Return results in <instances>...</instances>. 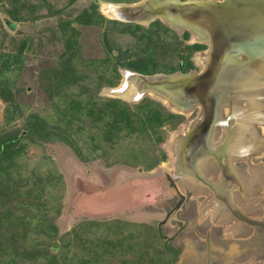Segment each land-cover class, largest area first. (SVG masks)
<instances>
[{
  "label": "rangeland",
  "instance_id": "1",
  "mask_svg": "<svg viewBox=\"0 0 264 264\" xmlns=\"http://www.w3.org/2000/svg\"><path fill=\"white\" fill-rule=\"evenodd\" d=\"M136 1L0 0V89L3 97L9 98L6 101L0 97V136L16 137L13 143L16 152L9 160V167L0 170V184L7 187L0 192V215H3L0 243L6 245L5 250L10 253L6 257L0 254V264H170L173 258L167 250L180 253L174 256L179 262L176 264H201V258L188 260L191 254L187 245L203 246V240L194 235L192 228L201 234L208 230L213 240L211 245L216 248L229 243L223 240L242 223L230 216L219 221L211 200L205 195L195 197L193 194L185 205L186 210L178 213L179 218L188 215L187 224L191 223V228L185 225L183 231H179L181 241L164 238L174 229L168 221L157 231L158 221L178 198L162 174H169L172 179L176 134L188 125V122L181 124L186 118L197 117L195 110L186 114L171 112L146 94L143 98L177 115L176 120H172L174 124H164L155 130L135 129L136 132L113 127L109 139L104 136L106 116L97 122V128L89 126L83 119L86 116L79 113L76 114L79 118L69 123L67 115L65 119H57L60 112L57 110L67 109L71 100L102 102L114 98L121 106L132 108L141 98L124 101L112 96L113 90L109 89L122 87V83H128L124 89L136 87L135 82L125 76L126 70L139 73L138 66L144 65L140 68L145 71L153 67L151 74L162 73L164 66L176 69L182 55L191 63L188 70L199 69L195 63L198 54H195H203L206 48L194 40L188 30L178 32L159 20L168 31L146 34L150 23L139 24L141 29L134 30L132 22L119 20V15H115L114 21L115 17L107 18L101 12L104 2ZM98 16H102L103 21ZM87 21L91 23H85ZM8 22L13 23V29L8 28ZM70 36L75 38L72 54L64 43ZM193 44L201 47L185 48ZM150 50L152 53L148 52ZM13 59L19 61L10 65L8 61ZM63 65L72 70L74 83L53 90L52 73ZM175 71L178 70L163 74ZM118 89L121 92L123 88ZM32 115L45 118L43 136L24 131L26 119L33 120ZM173 132L175 142L172 135L168 138ZM159 134L162 138L156 142ZM262 145L257 150L260 155L255 151L254 156H247L250 167L239 159L232 161L239 177L246 178L247 167L251 170L256 165H261L264 174V143ZM148 164L151 167L146 171L144 165ZM250 179L244 182L247 191ZM181 187L177 184V191L185 192ZM255 194L249 212H253L254 202L264 207V179ZM81 197L83 201L79 200ZM8 206L22 217L21 223L12 228L4 221ZM192 215L197 217L196 223H192ZM261 219L264 221V212ZM209 222L211 229L207 226ZM247 227L252 232L249 246L260 245L262 258L258 259V264H264V232ZM239 243L232 244L238 246ZM32 244L38 252L23 256L22 253L33 250ZM249 251L254 253L255 250ZM212 256L221 254L212 251Z\"/></svg>",
  "mask_w": 264,
  "mask_h": 264
},
{
  "label": "water",
  "instance_id": "2",
  "mask_svg": "<svg viewBox=\"0 0 264 264\" xmlns=\"http://www.w3.org/2000/svg\"><path fill=\"white\" fill-rule=\"evenodd\" d=\"M107 3L110 2L105 4ZM108 6L122 10L119 20L145 25L158 19L178 32L188 30L194 40L206 46L205 51H202L204 61L197 71L140 74L126 70L128 74L125 76H129L128 80H133L135 84L137 80L146 82L148 92L160 97L179 112L186 114L196 110L197 117L186 118L181 123L188 122L184 130L180 131L185 133L184 138L174 145V149H181V165H184V169L192 171L196 176V169L198 172L202 169L205 175H209L216 173L218 168L220 176L222 174L229 179L235 178L231 165L234 159H238V154L230 155L232 131L228 133L229 128L226 127L232 122L231 101L237 98L250 79L260 80L255 84L258 102L254 104L259 103L256 110L263 107L264 0H137L132 3H110ZM7 25L9 29L14 28L12 22ZM127 84L122 83V88ZM141 94H137L139 96L135 99L140 98ZM248 101L250 103L247 104L250 105L252 101ZM243 106L240 103L236 109ZM251 123L250 127L253 125V122ZM231 127L236 130L235 125ZM256 148L253 152H244L243 161L247 165H250L247 156L253 155L260 145ZM225 166L226 171L223 169ZM248 171L244 181L254 176L251 170ZM257 171L261 173V170ZM191 174L182 175L189 181ZM179 176L183 178L181 173ZM203 180L204 178H201L200 183L207 186ZM169 182L176 191L178 200L158 222V227L168 221L180 230L185 221L178 217V213L187 203L189 194L179 193L174 182ZM171 215L174 218H170ZM232 215L247 226L259 228L264 232V221L261 219L248 217L238 210L233 211ZM205 240V264H208L211 249L208 235ZM171 264H174L173 261Z\"/></svg>",
  "mask_w": 264,
  "mask_h": 264
},
{
  "label": "trees",
  "instance_id": "3",
  "mask_svg": "<svg viewBox=\"0 0 264 264\" xmlns=\"http://www.w3.org/2000/svg\"><path fill=\"white\" fill-rule=\"evenodd\" d=\"M124 1H129V0H124ZM98 18L100 19V21H103L104 19L102 16H98ZM85 23L90 24L91 22L87 21ZM128 24H131V23H128ZM133 24H134L133 25L134 30L141 29V26L139 24H136V23H133ZM157 30L168 31V28L165 27L158 19H156L150 22L149 26L146 28V34H148L149 32L153 33L154 31H157ZM72 38L70 36L69 38L70 40H65L64 42L66 50L70 54L74 52L72 46H73V42L75 41V38L74 37ZM199 47H201V45H197V44L185 46V48H195V49L196 48L198 49ZM148 52L152 53V50ZM17 55H20L19 52L17 53ZM180 59H182V61L177 62L176 69H174V67H171V66H164L162 73H166L168 71H174V70H178L180 72L188 71V69L191 67V63L188 60V57L186 55H182ZM15 61L18 62L19 59H13L12 61L10 60L8 61V63L11 65V64H14ZM146 65H147V62H146ZM140 67H144V65L138 66L139 73H141L142 71L143 72L142 74H151V71L153 70V67H151L149 70H147L146 68V71ZM51 71L49 72L50 74H51ZM112 71H114V69H112ZM41 72H43V70ZM71 72L72 70L66 67V65H63V67L58 71L55 70L52 73L53 78L55 80V83L53 84V90H55L56 88L57 89L60 88L63 84L65 85L73 84L75 77L72 75ZM7 85L8 83L6 82L4 87H6ZM7 88L8 87H6L5 89ZM63 93L64 92H62V94ZM2 94H3L2 89H0V97L2 96V98H4L6 101L9 100L7 96L3 97ZM57 94H60V92H58ZM68 105L69 107L67 109L64 107V108L57 110V111H60V112H57L58 113L57 119H60V120L65 119L67 115L68 119L66 120V122L69 123L73 120V118L75 117L79 118L76 116V114L79 113L80 116L85 115L86 117H89V119H87L86 117L83 118L86 122H88L89 126H94L95 128H97L96 126L97 122L102 120V118L106 116V120L103 122V125L105 129L107 130L104 136H106L108 139L111 138V136L113 135V129H114L113 127H118L120 129L126 128L129 130V132L131 131L136 132L138 130H144L145 127L148 128L149 130H155L156 128L161 127L164 124L173 123L172 120L173 119L176 120L177 118V115L164 110L157 103L151 100H148L146 98L141 99L138 103L134 104L132 108L130 109L125 108V106L124 107L121 106V102H119L118 100L114 98H107L102 102H98L97 100H90V101H84V102H78L75 100H71ZM32 118L33 120L26 119L27 127H26V130L24 131L28 134H32L36 136H43L42 134L44 133L43 131H44V126H45L43 121L45 118H39L36 116ZM36 127H38L39 129H37ZM135 129H138V130H135ZM0 137H1L0 138V153H2L3 155L0 158V170H1V169H5L9 167V160L11 159L12 154L16 152L14 150V145H13L16 137L7 136V135L0 136ZM90 137L92 138L93 136H90ZM161 138L162 136L159 134L156 137V142H159ZM150 167H151V164L144 165L145 169H148ZM6 188L7 187L4 183L0 184V192H2ZM97 193H99V191H97ZM2 217L3 215H0V219ZM4 217H5V220H4L5 224L8 228H12L16 226L18 223H21L22 221V217H20L18 214L13 212L9 206L6 208V213H4ZM51 228L54 229V226H51ZM73 230L78 231L77 228H74ZM10 238L11 236H9L7 239L9 240ZM1 239H0V242H1ZM5 247L6 245H3L2 243H0V248H2V251L0 252V254L5 255L6 257V256H9L10 253L7 250H5ZM32 247H33V250L31 252L26 251L25 253H22V255L32 256L31 254L33 255L36 254L38 252V250L36 249L37 248L36 245L32 244ZM52 264H56V263L53 262Z\"/></svg>",
  "mask_w": 264,
  "mask_h": 264
},
{
  "label": "flooded vegetation",
  "instance_id": "4",
  "mask_svg": "<svg viewBox=\"0 0 264 264\" xmlns=\"http://www.w3.org/2000/svg\"><path fill=\"white\" fill-rule=\"evenodd\" d=\"M125 23H131V22H125ZM204 47L206 48V46H204ZM127 78L130 79V77H128V76H127ZM136 88H137L136 90H140L139 92L142 93L141 97H140L141 99L144 96H146V89H147L146 88V82H142L141 80H137L136 81ZM195 113H196V110H195ZM184 134L185 133H182V132L179 131L176 134L177 138H176V135H172L171 136V137H173L172 141H174V139L176 138L175 141H176V143H178L180 140H182L184 138L183 137ZM176 143L174 145H176ZM172 150H173V157L172 158H174V162H175L173 164V168H172V174H173L172 178L174 180L176 179L175 181H177V183L175 184L176 188H177V184L181 185L182 187H184V188H182V187L181 188L184 189L183 191H185V192H187L189 194V198L193 194H195V197L196 196H204L205 195V196H207V198H209L211 200L210 201L211 205L214 204L215 207H219L220 204H221V207H223V209H224V211L226 213L218 211V209L214 208L216 210V214L215 215L218 216V214H219V221H223L225 218L228 219L229 218L228 216H230L231 218H234L233 215H232V212L236 211V210H238L242 214H244V215H246L248 217H251V218H255V219H261L262 218L263 212H264V207H263V205L258 204L257 202L256 203L254 202V205H256V206H254L253 212L252 211L249 212V209L253 207V204L250 203V202H251V200L253 201V198L256 196L255 192L258 191L257 187L255 186L256 187L255 189L250 188L249 191H248L249 196H248V198H245L246 195H247L246 194L247 193V189H245V186H244V182L245 181H243V180H245V178L242 177V176L241 177L238 176L239 172L237 171L238 172V174H237L236 169L234 168L233 164L231 165V167L233 168V172H234L235 178H230L229 179L228 177H225L222 174L220 176L219 173H218L219 172L218 168H216V171L218 170L216 173H214V174L210 173L209 175H205L204 172L202 171V169H200L199 172L196 169V173H195L196 176H195L192 173V171L184 169L183 168L184 165H181V149L180 148H176V149L173 148ZM166 155H167V153H166ZM238 159L243 161V158L240 157V156L238 157ZM223 169L226 171L227 170L226 166ZM248 170L249 169L247 167L246 171L249 174ZM179 172L181 173V176H183V175H189L190 176V174L192 173L191 174V177H192L191 181H189V182L186 181L184 176H183V178L182 177L180 178V176H179L180 173ZM162 175L166 179L165 174L163 173ZM201 178H204L203 181L207 183L206 184L207 186H203V184L200 183ZM227 179H229V180H227ZM247 179H249V178H247ZM238 180H240V181H238ZM180 181L183 182V183H181ZM168 183H170V182L168 181ZM208 192H209V194H208ZM235 194H237V197H235ZM177 200H178V198H177ZM185 205L187 206V204H184V208L182 209V211L186 210L185 209ZM255 207H258L259 210H256ZM187 217H189V216L187 215ZM187 217L186 216H182L180 218L181 220L185 221V223L183 225V228L180 229V230H177L176 227L174 226V229L172 230V232L170 234H166L167 239H170L171 241H173V240L178 238L177 240L181 241V239L179 238L181 236V234H178L179 231H181V230L183 231L185 225L189 226L191 228V223L187 224V222H188ZM190 217H191V220H193L192 223H196L197 217L194 216V215H192ZM236 222H238V221H236ZM226 224H228V223H226ZM210 225H211V222H209L207 226L210 227ZM213 226H215V225H213ZM210 229H211V227H210ZM192 230L194 232V235L197 238H200L201 240H203V246H202V248H199V247L197 248L198 245H194L193 243H190L191 246L187 245V246H190V248H192V251L194 253H196V258H191L190 257V258H188V260H190V262H191L192 259L201 258L202 259L201 260V264H205V260H206V254H205V245H206L205 241L206 240H205V236L208 235V232H207L208 230L207 231L205 230L203 234H201L200 231H197V230H195L193 228H192ZM251 233H250V229H247V224L240 223L239 227H237L235 229V231H233L231 233L232 236L229 235L227 240H223V241H230V242L227 243L226 245L225 244L224 245H218L216 248H215V246L212 247L211 242H213V240L212 239L210 240V236L208 235V239L210 241V246H211L210 259H209V263L208 264H241V263H243V261H245L248 258L253 259V261L255 263L259 262L260 260H258V259L262 258L261 257L262 251H261L260 245L257 244V243L253 247L249 246V244H251V240H250V237H249V236H251ZM219 234H220V232L215 234L216 237H218ZM236 240H238V241H236ZM234 241L237 242V243L240 242L239 245L238 246L236 244L233 245L232 243ZM224 243H226V242H224ZM247 247H249L248 250H247ZM236 250H237V253L235 254ZM249 250H255V251H254V253H252ZM167 251L171 252V256L173 258V259H171L170 264H171L172 261H173L174 264H176L177 260L174 259V256L175 257L179 256L180 253L176 254L175 251H169V250H167ZM212 251L214 253L216 251L217 253L221 254V256L213 257L212 256ZM229 253H230V255H229ZM229 256H232L230 258L231 262H229V260H230V259H228ZM252 257H254L256 259H254ZM233 259H236V260L234 261ZM215 260H217V262H215ZM177 263H179V262H177Z\"/></svg>",
  "mask_w": 264,
  "mask_h": 264
},
{
  "label": "bare ground",
  "instance_id": "5",
  "mask_svg": "<svg viewBox=\"0 0 264 264\" xmlns=\"http://www.w3.org/2000/svg\"><path fill=\"white\" fill-rule=\"evenodd\" d=\"M110 3H107V4L110 5ZM107 4H105V2L101 3L102 14L104 16H106L107 18H111V19L113 17H115V15H119V17H120V14H122V10H120V8H118V9H115L114 7L111 8ZM114 4H117V3H114ZM114 19H116V17ZM192 38H194V36H192ZM195 55H197L195 58V60H196L195 63L198 66H201L205 57L203 56V54H200V53H196ZM257 79H254V80L250 79L246 83V86H244L243 89L240 90L239 94L237 95V98H234L235 100H232L231 104H230L231 109L233 108L232 109L233 111L231 110L232 111L231 112L232 122H230V124L226 127V129L229 128V131L227 130L228 133L232 131V139L230 141L231 142L230 148H231V152L234 151V155L238 154V157L241 156L242 158H243L244 152H248V151L253 152V150L257 149L256 148L257 145H260V147H261L262 143H264V102L262 104L263 107L261 105H259L261 107L258 106L259 108H257V110L255 108H256L257 104H259V103L254 104V103L258 102V100H257L258 96L255 95L256 91H257L255 84L260 82V80H257ZM118 88H116L117 90L115 89V87H111L109 89L113 90L111 93L112 96L118 97L124 101H132L135 99L136 96H139L137 94L140 93L138 90H136L137 88L135 86H128L126 89H124V87H123L124 90L122 89L121 92H120V89H118ZM120 88H122V87H120ZM146 94L149 97H151V99H154L157 102L159 101L160 104L162 103L163 106L166 107L168 110L179 112V111L175 110L174 108H172L170 105H168L165 101L161 100L160 97L155 96L154 94H151L147 90H146ZM248 100L252 101V103L250 105L247 104V103H250ZM240 103H242L244 106L242 108L236 109V106H238V104H240ZM252 104H253V106H252ZM250 111L251 112L253 111V112L251 113ZM179 113H182V112H179ZM182 114H184V113H182ZM251 122H253L252 127H250V125H249ZM232 125H235L236 130H232V127H231ZM246 131H248V132H246ZM174 134H176V133L175 132L170 133L168 135V138ZM250 138H251V140H249ZM171 139L173 140V137H171ZM173 148H174V146H173ZM248 149H250V150H248ZM257 153H259V152H257ZM230 155L233 156L232 153ZM260 166L261 165H256L254 167H256V169L260 170ZM206 167L207 166H205V168ZM248 167H250V166L248 165ZM254 167L251 169L254 176L251 177V179H250L251 184L249 187L252 189H255L257 187V189H258L259 183L261 181H263L264 178H263V174H261L257 170H254ZM168 179L173 180V178L171 179L169 177H168ZM247 180H249V179H246V181ZM189 181H191V180H189ZM238 181H240V180H238ZM251 186H253V187H251ZM248 191H247V193H248ZM248 196H249V194H248Z\"/></svg>",
  "mask_w": 264,
  "mask_h": 264
},
{
  "label": "crops",
  "instance_id": "6",
  "mask_svg": "<svg viewBox=\"0 0 264 264\" xmlns=\"http://www.w3.org/2000/svg\"><path fill=\"white\" fill-rule=\"evenodd\" d=\"M81 185H83L82 183H80ZM147 187V186H146ZM97 192V191H96ZM88 193H91V191L89 190L88 191ZM90 195V194H89ZM92 195H94V194H92ZM84 198V197H83ZM82 197L79 199L80 201H83L84 199H83ZM221 208V209H220ZM218 211H221V212H225L224 211V209H223V207H219V209H218ZM168 227V226H167ZM168 228H170V227H168ZM236 229V228H235ZM247 229H248V227H247ZM169 230V229H168ZM190 248V246H188V249ZM188 253H190L191 254V258L193 257V258H196V253H194L193 251H192V248H190L189 250H188ZM229 262H231V259L229 260ZM177 263V262H176ZM241 264H258V262L257 263H255L251 258H248V259H246L245 261H243V263H241Z\"/></svg>",
  "mask_w": 264,
  "mask_h": 264
},
{
  "label": "clouds",
  "instance_id": "7",
  "mask_svg": "<svg viewBox=\"0 0 264 264\" xmlns=\"http://www.w3.org/2000/svg\"><path fill=\"white\" fill-rule=\"evenodd\" d=\"M128 72H131V71H128ZM174 163H175V162H173V164H174ZM146 170L148 171L149 169H146ZM168 176H169V174L166 175V180H167V181H169ZM172 176H173V175H172ZM173 180H174V179H173ZM171 187H172V186H171ZM172 188H173V187H172ZM173 189H174V188H173ZM174 191H175V190H174ZM175 193H176V191H175ZM176 194H177V193H176ZM181 194H183V193H181ZM157 227H158V226H157ZM159 228H160V226L158 227V230H157L158 232H160V229H159ZM165 237H166V236H165Z\"/></svg>",
  "mask_w": 264,
  "mask_h": 264
}]
</instances>
